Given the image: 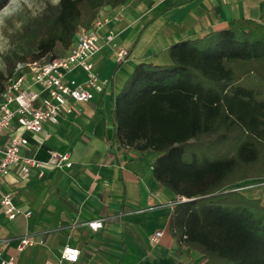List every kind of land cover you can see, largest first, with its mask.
I'll return each instance as SVG.
<instances>
[{
  "label": "trees",
  "instance_id": "16d2710c",
  "mask_svg": "<svg viewBox=\"0 0 264 264\" xmlns=\"http://www.w3.org/2000/svg\"><path fill=\"white\" fill-rule=\"evenodd\" d=\"M4 0H0V4ZM126 0H59L30 25L33 47L8 58L51 59ZM166 65L139 63L115 96L109 140L156 153L155 179L175 195L169 227L202 264H264V204L232 187L264 178V25L233 20L169 47Z\"/></svg>",
  "mask_w": 264,
  "mask_h": 264
},
{
  "label": "crops",
  "instance_id": "0c3cea01",
  "mask_svg": "<svg viewBox=\"0 0 264 264\" xmlns=\"http://www.w3.org/2000/svg\"><path fill=\"white\" fill-rule=\"evenodd\" d=\"M99 16L106 21L93 61L102 89L89 88V100L67 101L58 121L44 124L46 139L16 123L2 133V143L12 131L24 135V154L47 160L55 148L68 154L71 165H45L43 175L34 169L5 176L0 198L10 192L32 214L11 219L0 204V238H10L0 262L13 255L16 264H202L203 257L179 245L170 230L176 195L154 177L157 154L141 155L111 143L110 109L137 64H169L172 44L225 28L233 20L264 25V0H126L102 8ZM109 31L116 34L117 46L107 41ZM118 47L128 50L121 62ZM68 76L83 82L86 71L77 67ZM259 180L262 193L255 196L264 204V178ZM96 218H103V226L93 230L86 222ZM159 229L163 234L154 242L150 236ZM26 233L34 242L19 250L17 238ZM66 245L79 248L77 260L62 257Z\"/></svg>",
  "mask_w": 264,
  "mask_h": 264
},
{
  "label": "built area",
  "instance_id": "2783aa9c",
  "mask_svg": "<svg viewBox=\"0 0 264 264\" xmlns=\"http://www.w3.org/2000/svg\"><path fill=\"white\" fill-rule=\"evenodd\" d=\"M105 21L106 18L98 16L90 28L80 27L70 47L62 55L48 60L16 62L4 88L0 90V139L2 133L15 123L26 130L41 134L43 139H46L49 133L44 124L57 122L67 101L89 100L92 96L89 88L102 89V81L95 71L93 56L101 48L99 30ZM115 37L116 34L112 31L106 34L107 41L117 46ZM127 55L128 50L125 47L117 48L118 62L124 61ZM77 67L86 71V79L83 82H77L68 76ZM27 143L28 139L24 135L14 131L9 133L7 142L2 143L0 140V183L13 170L28 174L37 169L39 175H43L45 165H71L68 154L55 148H50L47 160L24 154L22 149ZM0 204L5 215L11 219L20 214H32V210H24L18 206L10 192L1 194ZM86 223L93 230H98L103 226V218L92 219ZM162 234L163 230L159 229L150 237L156 242ZM17 239L19 250L34 242L29 233ZM9 240V237L0 238V254L3 245ZM79 253V248L71 245L62 249V257L71 261L77 260ZM0 264H16L15 256L3 258Z\"/></svg>",
  "mask_w": 264,
  "mask_h": 264
},
{
  "label": "rangeland",
  "instance_id": "374dc122",
  "mask_svg": "<svg viewBox=\"0 0 264 264\" xmlns=\"http://www.w3.org/2000/svg\"><path fill=\"white\" fill-rule=\"evenodd\" d=\"M53 0H4L0 4V70L5 71L8 58L33 47L35 37L30 27L40 22ZM68 50V49H67ZM66 50V51H67ZM65 51V52H66ZM262 178L241 180L232 187L245 191L247 196L262 193Z\"/></svg>",
  "mask_w": 264,
  "mask_h": 264
},
{
  "label": "clouds",
  "instance_id": "9594fccd",
  "mask_svg": "<svg viewBox=\"0 0 264 264\" xmlns=\"http://www.w3.org/2000/svg\"><path fill=\"white\" fill-rule=\"evenodd\" d=\"M12 2L15 3L16 0H12ZM53 3H54V4H57V3H59V0H53ZM0 23H2V20H0Z\"/></svg>",
  "mask_w": 264,
  "mask_h": 264
}]
</instances>
